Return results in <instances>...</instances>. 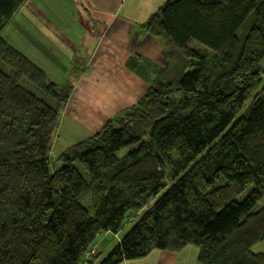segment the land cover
Listing matches in <instances>:
<instances>
[{
  "label": "trees",
  "instance_id": "trees-1",
  "mask_svg": "<svg viewBox=\"0 0 264 264\" xmlns=\"http://www.w3.org/2000/svg\"><path fill=\"white\" fill-rule=\"evenodd\" d=\"M26 0H0V264H121L198 248V264H264V0H168L138 27L165 53L133 105L51 149L72 87L2 31ZM137 141L124 155L111 147ZM78 163L87 178L79 174ZM128 220V221H127ZM119 243L87 252L105 233Z\"/></svg>",
  "mask_w": 264,
  "mask_h": 264
},
{
  "label": "crops",
  "instance_id": "crops-1",
  "mask_svg": "<svg viewBox=\"0 0 264 264\" xmlns=\"http://www.w3.org/2000/svg\"><path fill=\"white\" fill-rule=\"evenodd\" d=\"M65 1V5L63 2L60 5L64 13L74 10L85 20L73 39L63 37L67 52L75 56L74 52L82 47L87 58L83 67L72 65L73 70L81 71L74 84L68 82L72 90L58 129L70 141L74 139L73 144L96 133L109 117L138 102L152 80L141 76L140 69L144 72L149 63L166 65L161 44L147 34H140L138 27L168 0H72L76 8ZM26 6L39 10L32 1ZM47 20L58 28L54 23L57 20L48 17ZM64 25L70 30V23ZM59 66L67 72L66 65L59 63ZM119 241L118 235L103 234L95 243L93 256L99 255V261L102 260ZM253 252L264 253V240L254 246ZM198 254V248L189 244L178 252L153 250L144 258L121 264H198Z\"/></svg>",
  "mask_w": 264,
  "mask_h": 264
},
{
  "label": "rangeland",
  "instance_id": "rangeland-1",
  "mask_svg": "<svg viewBox=\"0 0 264 264\" xmlns=\"http://www.w3.org/2000/svg\"><path fill=\"white\" fill-rule=\"evenodd\" d=\"M31 1L39 10L26 6ZM62 2L65 5V0H26L6 25L2 31V36L10 45L23 52L32 62L42 67L49 79L65 86L68 85L69 81L74 84L81 71L73 70L72 65H78L79 68L83 67L87 58L82 47H79L74 52L75 56L66 51L63 37H71L73 39V35L77 34L79 27L84 24L85 20L80 13L74 10L64 13V8L60 7V5H63ZM67 3H69V7L76 8L72 0H67ZM47 17L52 21L57 20L54 23L58 25L59 29L53 23H49ZM63 21L71 24L70 30L65 29ZM77 43V45H80V42ZM59 63L67 66V72L62 71ZM59 131L55 136L50 153L53 166L55 164L56 167L62 164L57 160L60 154L66 146L74 142V139L70 141V139L66 138L65 132L62 129ZM137 145V141H129L124 144L115 143L111 148L121 156L128 153ZM75 165L79 169V174H83L87 178L84 169L78 163H75ZM128 228L129 222L126 223V226L118 236L122 235Z\"/></svg>",
  "mask_w": 264,
  "mask_h": 264
},
{
  "label": "built area",
  "instance_id": "built-area-1",
  "mask_svg": "<svg viewBox=\"0 0 264 264\" xmlns=\"http://www.w3.org/2000/svg\"><path fill=\"white\" fill-rule=\"evenodd\" d=\"M96 252V248L92 247L86 254V257H92L94 255V253Z\"/></svg>",
  "mask_w": 264,
  "mask_h": 264
}]
</instances>
